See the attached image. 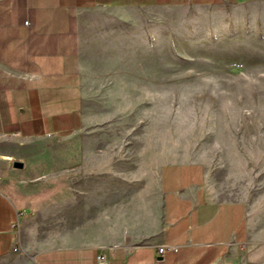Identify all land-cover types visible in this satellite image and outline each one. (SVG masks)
Listing matches in <instances>:
<instances>
[{"label": "rangeland", "instance_id": "1", "mask_svg": "<svg viewBox=\"0 0 264 264\" xmlns=\"http://www.w3.org/2000/svg\"><path fill=\"white\" fill-rule=\"evenodd\" d=\"M93 22L79 131L61 140L0 138V154L10 156L0 159V180L11 160L31 167L29 178L11 175L6 184L29 207L19 244L55 225L60 194L77 195L84 216L86 206L101 207V195L149 184L162 163L197 161L213 197L245 204L248 241L264 264V0L101 10ZM59 146L76 148L61 174L53 170ZM21 248L0 264H34Z\"/></svg>", "mask_w": 264, "mask_h": 264}, {"label": "crops", "instance_id": "2", "mask_svg": "<svg viewBox=\"0 0 264 264\" xmlns=\"http://www.w3.org/2000/svg\"><path fill=\"white\" fill-rule=\"evenodd\" d=\"M253 1L263 0H0V138L61 140L83 126L85 33L95 12ZM75 149L55 148L53 170L71 167ZM11 165L0 180V256L22 247L34 264H97L98 255L105 264H262L248 241L245 204L213 197L200 162L162 163L149 184L101 195V207L86 206L84 216L77 214V195L60 194L55 225L21 245L14 223L28 220L29 207L6 184L11 175L29 178L31 167L15 159ZM162 243L177 250L160 257Z\"/></svg>", "mask_w": 264, "mask_h": 264}, {"label": "built area", "instance_id": "3", "mask_svg": "<svg viewBox=\"0 0 264 264\" xmlns=\"http://www.w3.org/2000/svg\"><path fill=\"white\" fill-rule=\"evenodd\" d=\"M26 24L29 25V21H26ZM14 226H16L18 228L19 226V221H15ZM18 248L15 247L14 250H17ZM166 249H171V250H177V245L174 244H168V243H162L160 245H158L157 247V251L160 257L163 256V253ZM97 258L99 259L97 264H105L104 261H102L103 257L98 255Z\"/></svg>", "mask_w": 264, "mask_h": 264}, {"label": "water", "instance_id": "4", "mask_svg": "<svg viewBox=\"0 0 264 264\" xmlns=\"http://www.w3.org/2000/svg\"><path fill=\"white\" fill-rule=\"evenodd\" d=\"M13 166L14 167H22V163L20 161H14Z\"/></svg>", "mask_w": 264, "mask_h": 264}, {"label": "bare ground", "instance_id": "5", "mask_svg": "<svg viewBox=\"0 0 264 264\" xmlns=\"http://www.w3.org/2000/svg\"><path fill=\"white\" fill-rule=\"evenodd\" d=\"M0 157H1V158H4V159H6V158H10L8 155H5V154H0Z\"/></svg>", "mask_w": 264, "mask_h": 264}]
</instances>
